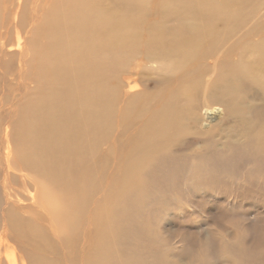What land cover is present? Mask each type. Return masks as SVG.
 <instances>
[{"label":"bare ground","instance_id":"1","mask_svg":"<svg viewBox=\"0 0 264 264\" xmlns=\"http://www.w3.org/2000/svg\"><path fill=\"white\" fill-rule=\"evenodd\" d=\"M254 1L190 0L175 6L174 2L151 4L146 0H58L53 12L46 11L40 21L38 7H30V23L41 24L31 38L34 28L28 23L24 36L20 32L24 3L4 0L3 20L13 11L14 15L10 26L4 24L0 31V48L17 54L18 59L16 73L2 64L0 73L9 83L28 88L30 70L37 76V95L19 112L25 129L20 144L14 151L8 143L5 147L1 196L11 206H22L19 193L10 190L7 183L11 168L25 170V175L36 180L29 179L34 192L24 193L31 208L25 210L28 215H12L3 222L0 247L9 234L28 238L33 250L22 264H53L54 257L47 256L54 248L50 234L64 235L70 226L85 219L81 211L89 189L97 183V178H90L95 165H106V161L111 173H118L116 185L123 183L121 186L129 187L124 191L129 192L130 187L149 185L159 173L172 180L167 174L182 168L174 155L184 142L205 140L214 128H218V136L229 135L221 126L223 115L239 127L241 144L251 143L253 138L254 143L264 140V127L254 126L252 119L256 118L249 116L259 107L241 94L248 88L254 92L259 89L264 97V25L252 26L247 21ZM12 34L14 38L6 47L7 36ZM149 71L157 73L150 76ZM123 72L127 74L122 76ZM3 105L0 99V113ZM100 137L106 141L103 160L89 155ZM237 158L234 155V161ZM198 160L190 164L193 172H203L209 166L204 155ZM221 160H217L218 167L225 163ZM178 173L176 177H180ZM69 174L87 187L79 193L80 200L69 197L75 192L66 190ZM60 175L62 180L55 184ZM124 194L109 195L103 204L96 205L89 222L95 236L100 233L105 240L99 249L85 254V264L127 261L110 253V243L117 235L115 227L125 225L131 204L139 200L136 194ZM147 195L139 196L147 199ZM112 199L115 203L111 206ZM6 260L16 264L13 252Z\"/></svg>","mask_w":264,"mask_h":264},{"label":"rangeland","instance_id":"2","mask_svg":"<svg viewBox=\"0 0 264 264\" xmlns=\"http://www.w3.org/2000/svg\"><path fill=\"white\" fill-rule=\"evenodd\" d=\"M146 1L151 4L162 3L168 5L174 4L175 6L179 4L180 6L190 0ZM21 2L22 4L24 3V6H22L24 9H22L23 17L21 18L23 21L21 24L18 22L20 25V32L24 36L25 30L29 28L27 26L28 23L30 27L34 28V32H32L31 35L32 38L36 35L35 29L41 24L35 25L34 23H30V7L31 9L38 7L37 12L40 17H37V20L40 21L46 11L48 13L53 12L55 8L54 4H57L58 0H42V2L41 0H21ZM4 5V0H0V31L6 27L5 25L10 26L12 23L10 18L14 15L13 11L9 17L3 20ZM14 5L15 2L12 8ZM251 6L252 8L250 7V9L252 13H250L247 19V21H249L248 24L258 27L259 25L261 26V24L264 25V0H255L252 2ZM40 8H42L44 12ZM233 10L235 11V7ZM171 21L174 22L175 20ZM13 35L14 34L7 36L8 41L6 47L10 44V39L14 38ZM258 39L259 38L254 37L253 40ZM237 53L239 54V52ZM17 59V54H10V52L6 51L4 48H0V64H2V67L9 68L10 73H16L15 66L17 64ZM152 72H148L150 76H154L157 73V71ZM29 73L27 74L29 79L28 83L30 84L28 88L22 87L18 82L9 83L0 73V99L4 102L0 113V230L3 222H7L10 216L17 215L19 217H24L28 215V212L25 210L31 208L29 207L28 199L24 196V193L27 191L34 192L35 190V186L29 181V179L36 180L35 177L25 175V170L24 172H20L11 168L7 183L10 190L19 193L20 198L23 200H21L22 203L20 205H22L23 208L22 206L14 207L17 205L11 206V203H6L1 196L5 147H7L8 143L9 147L14 151L20 144L25 129H22L23 127L20 125L19 112L37 95V92L34 91V85L37 83V76L30 70ZM126 74L127 72H123L122 76ZM153 86L154 85H151L150 88ZM252 91L253 89L248 88V91L245 90L241 94L244 96L246 95L249 103L252 102L251 104H256L259 107L260 112L258 110L249 115L253 116L252 118L258 119L254 121L250 117L254 126H257V128H260L258 126L264 127V107L260 108L264 105L263 91L259 89L257 90L259 93H257V91ZM257 95L259 96L258 99ZM257 112L261 116V122ZM227 116L228 115L222 116L223 120H221L223 123L221 121V126L224 127V131H227L229 135H224V137L218 136V128H214L213 131H215V134L212 132L205 140L201 139L200 141L193 139L195 140H191L193 143L191 141L184 142L181 145L182 147L180 146L178 148L179 151L177 150L174 158L176 161L182 162L183 165L182 168L179 169L180 171L177 170L175 173L171 172L167 174L172 180H165L164 178L166 177L163 176L162 173H159V176H156L157 178L152 179L151 183L153 187L150 186L151 183H149V185L147 184L148 186L139 185L130 187L132 190L125 192L123 188L129 187L121 186L123 183L116 185L114 178L118 173H111L112 170L106 161V165H95L93 167V173L90 174V178L95 177L98 181L96 180L97 183L89 189V198L84 205L85 208L81 211V216L85 219L72 227L70 226L67 233L59 235V238L50 234V239L54 242V248L53 251H51V249V252H47V256L51 257L52 255V257H54L51 263L85 264V254H87L89 250L99 249L105 240L102 239L103 237L100 233H98L97 237L95 236L93 224L89 222L90 216L94 215L97 211L94 210L96 205L98 203L103 204V201L109 195L117 196L122 193H127L124 194L123 197L136 194L137 196H134L139 197V200L133 201L131 204L129 209L130 217L128 220L124 221L125 225L120 228L115 227L117 235H115V239L113 238L114 242L112 241L113 243H110V253L119 259L122 258V260L126 258L127 261H125V263L123 262L124 264H132L131 261L136 262V264H264V140H259L258 143L255 141L254 143L252 135L253 142L241 144L243 141V138H240L241 131L239 130L240 133L238 132L239 127L233 124V119L230 116ZM232 131L234 132L232 133ZM238 134L240 135L239 137ZM215 135H217V137ZM5 138L8 139L7 142H5ZM100 138L101 139L98 141L100 145H93L90 148L91 152L89 155L95 156L96 158L99 157L100 160H103L104 156H106V141L104 138ZM219 141H221L220 143L222 146L218 144ZM216 145L218 146L216 147ZM241 145H244V147L242 146V148ZM210 149H212V151ZM214 153L215 155L218 154V157L215 156V158L212 155ZM225 153L226 156H224ZM208 154L211 157H209ZM227 154L229 156H227ZM202 155H204V159L207 160L209 166L204 168L203 172L198 170L193 172V170L189 169L191 166L190 164L199 161L198 158ZM234 155H238L236 161H234ZM212 157L215 159L213 158V161L210 162ZM222 158L225 165L223 164L222 166L224 168L221 166H219V168L217 160ZM116 163L117 170L119 171L120 164L118 160H116ZM215 163L217 166L214 165V167L217 169L213 167ZM176 173L180 174V177H176ZM197 173H199V175ZM212 175H215V177H212ZM68 178L69 182L66 178V182H68L66 190L69 191L71 189V191L75 192H71L69 197L75 198L76 196L77 200H80L81 196H79V193L85 191L87 187H85V184H82L81 181L74 180L73 175L69 174ZM173 178H175V180ZM61 180L62 176L59 181H54V183L58 184ZM159 180H162L164 183L162 182V184ZM153 184H157L158 188L155 189L157 186ZM153 188L156 191L154 190V192H152L151 190ZM142 192L143 194H148V200L139 196L143 195ZM37 199L38 202L41 201L40 191L38 192ZM77 200H75V202H77ZM114 200L112 199L110 201L111 206L115 203ZM119 203L120 202H118V204ZM108 204L109 203L106 201V206H108ZM49 209H51V207H49ZM11 229H14V227L12 226ZM91 237L94 238L92 241L90 240ZM30 240L31 239L28 238L21 240L9 234L0 247L2 263L8 264L6 257L7 255L10 256L12 252L16 264H22V261L26 262L28 251L31 252L33 250Z\"/></svg>","mask_w":264,"mask_h":264}]
</instances>
